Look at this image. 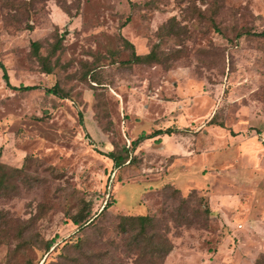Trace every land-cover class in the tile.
I'll return each instance as SVG.
<instances>
[{
  "label": "rangeland",
  "instance_id": "374dc122",
  "mask_svg": "<svg viewBox=\"0 0 264 264\" xmlns=\"http://www.w3.org/2000/svg\"><path fill=\"white\" fill-rule=\"evenodd\" d=\"M262 30L264 0H0L10 83L39 85L0 68V264H264ZM83 200L110 202L77 232Z\"/></svg>",
  "mask_w": 264,
  "mask_h": 264
},
{
  "label": "trees",
  "instance_id": "16d2710c",
  "mask_svg": "<svg viewBox=\"0 0 264 264\" xmlns=\"http://www.w3.org/2000/svg\"><path fill=\"white\" fill-rule=\"evenodd\" d=\"M254 34V33H252ZM255 34H264V30L260 31V32H256ZM124 38V37H123ZM62 37H58L55 41V45L54 46H58L60 45ZM125 41V43L127 44V46L130 48V55L131 57L128 59V61L130 62H146V63H151L155 60H157V56H156V50L151 49L148 52L145 53H140L137 52L134 44L129 41L128 39H123ZM39 41L37 40H32L31 41V47H32V51L33 53L39 57L41 59V66L43 68V70L47 73L52 71V67L51 64L47 61L46 57L41 56L39 54ZM0 68L2 69V76L3 79L5 81V84L13 89H17V90H30V89H35L37 87H39L38 84H23L20 83L18 85H14L12 83H10L9 80V76L6 70L5 65L2 63V61H0ZM64 89L57 83H53L50 86L45 87V93L47 94H55L57 96H66L64 93ZM171 132L173 131L172 127H167L165 129L162 128H158L152 131V133H148V134H140L138 135L135 139L132 140L133 145L137 142L142 140L144 137H151L153 135H156L157 133H162V132ZM134 147V146H133ZM129 148H127L125 145L123 146V151L122 152H117L115 149L109 150L107 151L106 155L112 159V163L114 166L118 167L121 166L123 163L125 162H131L132 160L135 161L136 157L129 155ZM176 190H178L176 188ZM109 200H106L104 205L102 206L101 210L98 213H92L91 211V205L90 203L86 202L83 200L82 204L79 206V208L72 214L69 215L70 219L73 221V223H75L77 225V232L79 229H82L86 226H88L90 223H92V221L94 220V218L102 211L106 208V206L109 205ZM204 211L206 213L210 212V208L208 206V204L205 205L204 207ZM132 226H137L139 227L140 230L144 231L146 227H151L154 224V215L150 214V213H128V214H122L120 216V221H119V227L121 228V230H125L126 227H130L129 225ZM75 231V232H76ZM77 234V233H76ZM73 239L75 238V240H77V236L72 237ZM77 238V239H76ZM54 244V239H48L46 241V246L45 249L48 250L50 247H52ZM54 248V246H53ZM172 248V245L170 242L166 241L165 244H162L160 247V256H164L166 253H168L170 251V249ZM260 258H257L255 261V264H258L260 262Z\"/></svg>",
  "mask_w": 264,
  "mask_h": 264
}]
</instances>
